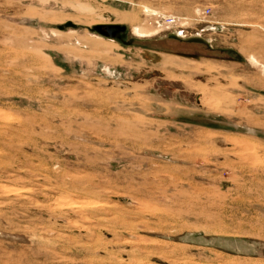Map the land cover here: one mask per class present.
<instances>
[{
    "label": "rangeland",
    "instance_id": "rangeland-1",
    "mask_svg": "<svg viewBox=\"0 0 264 264\" xmlns=\"http://www.w3.org/2000/svg\"><path fill=\"white\" fill-rule=\"evenodd\" d=\"M0 264H264V0H0Z\"/></svg>",
    "mask_w": 264,
    "mask_h": 264
},
{
    "label": "built area",
    "instance_id": "built-area-1",
    "mask_svg": "<svg viewBox=\"0 0 264 264\" xmlns=\"http://www.w3.org/2000/svg\"><path fill=\"white\" fill-rule=\"evenodd\" d=\"M176 23H177L176 19L174 18L167 19L166 21L163 22V24L166 26H174Z\"/></svg>",
    "mask_w": 264,
    "mask_h": 264
},
{
    "label": "water",
    "instance_id": "water-1",
    "mask_svg": "<svg viewBox=\"0 0 264 264\" xmlns=\"http://www.w3.org/2000/svg\"><path fill=\"white\" fill-rule=\"evenodd\" d=\"M109 29L111 30L112 28H107V29H105V30H108L107 32L105 31H102V32H100L102 35H109V37H112V33L109 31Z\"/></svg>",
    "mask_w": 264,
    "mask_h": 264
},
{
    "label": "flooded vegetation",
    "instance_id": "flooded-vegetation-1",
    "mask_svg": "<svg viewBox=\"0 0 264 264\" xmlns=\"http://www.w3.org/2000/svg\"><path fill=\"white\" fill-rule=\"evenodd\" d=\"M114 30L116 31V33L119 31V29H111V30L109 29V31L111 32H113Z\"/></svg>",
    "mask_w": 264,
    "mask_h": 264
}]
</instances>
